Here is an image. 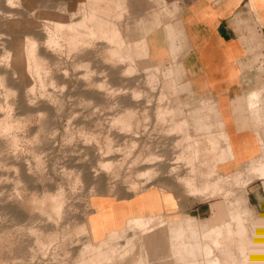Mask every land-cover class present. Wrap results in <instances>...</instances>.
Returning a JSON list of instances; mask_svg holds the SVG:
<instances>
[{"label": "rangeland", "instance_id": "374dc122", "mask_svg": "<svg viewBox=\"0 0 264 264\" xmlns=\"http://www.w3.org/2000/svg\"><path fill=\"white\" fill-rule=\"evenodd\" d=\"M94 2L72 12L43 0H0V264H105L115 247L114 264L202 260V235L217 225L198 221L218 222L217 213L197 222L136 215L144 225L117 224L100 238L90 230L94 193L121 196L174 173L183 194L244 198L249 175L261 176L253 171L255 164L246 166L245 180H240L242 171L240 179L236 172L224 176L216 171L228 144L212 109L191 91L180 62L155 59L129 43L148 42L176 12L149 33L156 8L150 0L115 7ZM91 6L120 7L121 19L109 21L119 25L126 43L72 30L89 19ZM165 28L172 49L169 32L175 28L168 22ZM119 50L126 55L123 62L115 56ZM211 136L218 141L216 150L208 146ZM231 206L223 225L232 234L224 232L217 253L227 256L222 264H253L255 252L242 215ZM151 228L156 229L149 234ZM159 232L164 243L155 259L141 249ZM206 243L212 244L210 239Z\"/></svg>", "mask_w": 264, "mask_h": 264}, {"label": "crops", "instance_id": "0c3cea01", "mask_svg": "<svg viewBox=\"0 0 264 264\" xmlns=\"http://www.w3.org/2000/svg\"><path fill=\"white\" fill-rule=\"evenodd\" d=\"M43 1L59 3L72 12L88 2ZM150 1L156 8L151 11L153 23L149 25V33L159 25L158 21L176 12L175 17L166 21L175 28L174 33L169 32L172 49L166 22L163 30L155 29L148 36V42L129 43L139 44L155 59L180 62L191 91L200 97L204 106L212 109L215 123L230 148L228 158L216 164V171L224 176L242 171L240 180H245L248 178L244 172L246 166L255 164L253 171L260 174L264 168L261 162L264 150V0ZM100 2L115 7L114 4L125 5L129 0H95L91 5ZM119 8L91 6L89 19L81 24L90 21L92 33L111 42L121 38L126 43L119 25L109 21L110 17L121 19L123 13L117 12ZM243 197L195 198L179 191L178 175L171 173L121 196L92 194L89 225L92 234L100 238L131 216L152 215L197 222L195 218L206 220L217 213L218 222L198 221L213 226L229 221L233 205L242 215L251 250L255 252L253 264H264V177L251 173ZM244 210L247 212L243 214ZM202 246L201 240V253ZM235 251L238 253L237 248Z\"/></svg>", "mask_w": 264, "mask_h": 264}, {"label": "bare ground", "instance_id": "6f19581e", "mask_svg": "<svg viewBox=\"0 0 264 264\" xmlns=\"http://www.w3.org/2000/svg\"><path fill=\"white\" fill-rule=\"evenodd\" d=\"M56 26H58V24L56 25ZM92 28V24H91V22L89 21V22H85V23H83V24H80V25H78V26H75V25H73L72 26V30H75L79 35H81V36H84V35H88L90 38H92V36H94V35H96V34H94V33H92L91 31H90V29ZM71 32H73V31H71ZM106 39V38H105ZM106 41H108L109 43H115V44H121V43H124L123 42V40L120 38V39H116V40H114V41H109V39L107 38L106 39ZM136 45V44H135ZM24 46V45H23ZM21 53H22V51H21ZM115 56H117V58L118 59H120L122 62L126 59V55L122 52V50H119V51H117L116 53H115ZM25 61V60H24ZM27 62V61H26ZM130 68V67H129ZM132 68H130L129 70H131ZM29 70V69H28ZM133 72V71H132ZM37 73V72H36ZM28 75V74H27ZM40 77V76H39ZM41 81V80H40ZM165 99V98H164ZM163 100V99H162ZM117 121V120H116ZM186 122V121H185ZM116 123V122H115ZM187 124V123H186ZM171 127V126H170ZM129 128H131L130 126H129ZM174 128V127H173ZM225 137V136H224ZM217 143H218V141L216 140V137H214V136H211V137H209L208 138V146H209V148H210V150H216L217 149ZM229 147H228V145H226V147L224 148V149H222L221 150V152H220V155H219V158H218V161H217V164H218V162H220V161H222V160H224V159H226V158H228V156H229ZM230 152H231V150H230ZM231 155H232V153H231ZM233 156V155H232ZM231 158V157H230ZM262 159L263 160H261V162L262 163H264V150H263V156H262ZM223 162V161H222ZM237 174H238V178H239V173H241V172H236ZM261 176H264V168H261ZM148 176V175H147ZM150 176V175H149ZM237 178V179H238ZM221 179V178H220ZM240 179V178H239ZM234 181H235V179H234ZM219 183H221V182H219ZM219 183H215L214 184V187L216 188V189H219L220 188V186H219ZM152 217L151 216H147V220H149V219H151ZM158 218V217H157ZM236 218V220L237 221H240V220H242L240 217H235ZM146 219V218H145ZM166 221V220H165ZM145 222L146 221H143L141 218H135V217H130L129 218V221H123V222H121V223H119V226L120 227H124V226H126V225H128V224H131L132 226H135V227H141L142 225H144L145 224ZM163 224V223H162ZM161 224V225H162ZM225 226L223 225V224H219V225H217L216 227H213V228H210V230L209 231H207L206 233H204L203 235H202V243H203V246H202V253H203V256H204V259L203 260H201V261H192V262H188V263H186V264H222V259H223V257L222 256H224V257H227V256H225V255H220V254H218L217 253V251H218V246H221V245H223V243L220 241L221 239H222V236L224 235V232L226 231L227 232V234H228V236L229 235H231L232 234V229L231 228H228V227H225ZM156 228H151V230H150V232H149V234L150 233H152L154 230H155ZM242 231L240 232L241 233V235H242V237L244 238V236H245V229L244 228H242L241 229ZM126 233V232H125ZM124 234V233H123ZM116 238H118V236L116 237ZM165 238V237H164ZM206 239H210L211 240V242H212V244H211V246H209L207 243H206ZM218 239H219V241H218ZM128 240V239H127ZM136 239H134V241H135ZM239 240H241V238L239 239ZM244 240H246V239H244ZM244 240H242V241H244ZM166 241H167V243H168V237L166 236ZM132 242H133V239H132ZM245 242V241H244ZM164 243V239H163V234L162 233H158V234H156L155 236H152L151 237V235L149 236V239H148V241H147V243H146V245L144 246V247H142V249H141V251L143 250V251H145L146 252V254L147 255H152V256H154V258L156 259L157 258V256H158V254L161 252V250H162V244ZM137 244H139V243H137ZM118 245H119V243H118ZM121 245V244H120ZM116 246V245H115ZM115 246H113V247H115ZM140 247V246H139ZM225 246H222V247H220L219 249H223ZM134 248H136V249H138V246H134ZM132 249V248H131ZM109 250V249H108ZM103 251V250H102ZM118 251V247H115V248H113V249H111V250H109L108 252H109V255H110V258L109 259H107V260H109L107 263H105V264H114V262H113V260H114V256H115V253ZM133 251V250H132ZM131 251V254L134 252H132ZM139 250H137L136 252H138ZM128 252H130V251H128ZM135 252V253H136ZM223 252V250H221V253ZM162 253V252H161ZM130 254V253H129ZM128 254V256H129V258H130V255ZM223 254V253H222ZM133 255V254H132ZM136 255H138L137 253H136ZM144 256V255H143ZM142 256V257H143ZM124 257V256H123ZM125 257H127V255H125ZM124 257V258H125ZM138 256H136V258H137ZM135 258V257H134ZM135 258V259H136ZM145 258V257H144ZM123 259V258H122ZM138 260V259H137ZM120 261V260H119ZM123 261V260H122ZM122 261L120 262V263H122ZM132 262H134V260L133 261H131V263ZM137 262V261H136ZM141 262H143V261H141ZM116 263H118V262H116ZM115 263V264H116ZM120 263H118V264H120ZM128 263H129V261H128ZM130 263V264H131ZM124 264V263H123ZM125 264H126V262H125ZM136 264V263H135ZM141 264V263H140ZM142 264H144V262L142 263ZM151 264V263H150Z\"/></svg>", "mask_w": 264, "mask_h": 264}]
</instances>
